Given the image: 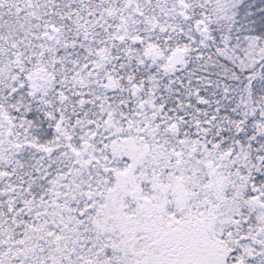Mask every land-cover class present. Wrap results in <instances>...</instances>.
Returning <instances> with one entry per match:
<instances>
[{"label": "snow or ice", "instance_id": "1", "mask_svg": "<svg viewBox=\"0 0 264 264\" xmlns=\"http://www.w3.org/2000/svg\"><path fill=\"white\" fill-rule=\"evenodd\" d=\"M0 264H264V0H0Z\"/></svg>", "mask_w": 264, "mask_h": 264}]
</instances>
